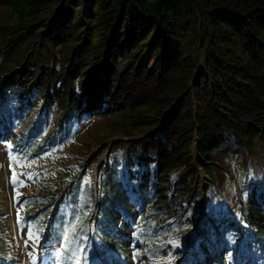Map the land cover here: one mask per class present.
<instances>
[{
  "label": "trees",
  "instance_id": "obj_1",
  "mask_svg": "<svg viewBox=\"0 0 264 264\" xmlns=\"http://www.w3.org/2000/svg\"><path fill=\"white\" fill-rule=\"evenodd\" d=\"M0 12V152L48 159L115 118L97 177L90 162L58 188L37 173L22 205L42 264H264V0H0ZM4 218L0 264H15Z\"/></svg>",
  "mask_w": 264,
  "mask_h": 264
},
{
  "label": "rangeland",
  "instance_id": "obj_2",
  "mask_svg": "<svg viewBox=\"0 0 264 264\" xmlns=\"http://www.w3.org/2000/svg\"><path fill=\"white\" fill-rule=\"evenodd\" d=\"M1 14V12H0ZM3 14V13H2ZM1 14V15H2ZM115 118H100L95 119L84 129L80 135V141L72 146L55 148L48 159L44 157L36 161H30L25 158H17L19 165L13 163L10 160L11 156H16L15 153L9 150H3L0 152V217L4 216V227L6 231L2 234V237L8 235L12 241V246H16L9 251V255L15 260V264H41L42 258L45 257L47 247L43 248L40 243V236L36 229L26 222L24 206L22 205L25 200L31 196L40 192L41 185L36 182L37 173H43L41 177L51 178V185L53 188L60 187L61 180H69L66 176V172L69 171V166L72 164L77 168L82 166L85 167L87 162H90L93 170L94 177L98 175L99 162H101L108 153L101 155L99 160L95 161V157L98 156L101 151L110 147L114 142L111 135L110 126L112 125ZM22 129H18L20 132ZM109 138V139H108ZM101 144V146H100ZM262 150V147H258V151ZM98 158V157H97ZM261 166L264 163V152L258 161ZM46 166V169H43ZM13 170L17 174L18 183L14 187L11 178ZM51 172L50 174H47ZM224 173L218 174L219 177L223 176ZM264 184V180H261ZM49 182V179L46 183ZM259 188V187H258ZM62 189V188H61ZM17 191L19 196L17 197ZM236 197H242L243 191L237 190ZM58 192L57 196L61 195ZM232 205H230V214L233 216L237 211L241 210L242 200L239 202L238 198ZM244 204L246 202H243ZM19 209V222L17 219ZM54 211V210H53ZM94 217H97L96 214ZM119 227L127 225L124 218L119 219ZM216 222L213 224L209 220H206L203 224V228L200 229L199 235L204 236V233L208 232L209 229L214 227ZM31 234V239L29 235ZM14 241V242H13ZM186 250L193 245L192 239H188L182 244ZM11 247V245L9 246ZM62 251V250H61ZM176 254H172L171 257L158 260L156 264H184L185 261H176ZM61 256L54 261L55 264L60 262ZM4 264H7L9 260H4ZM214 259H207L203 264H214ZM9 263V262H8ZM202 264V263H201Z\"/></svg>",
  "mask_w": 264,
  "mask_h": 264
},
{
  "label": "snow or ice",
  "instance_id": "obj_3",
  "mask_svg": "<svg viewBox=\"0 0 264 264\" xmlns=\"http://www.w3.org/2000/svg\"><path fill=\"white\" fill-rule=\"evenodd\" d=\"M10 160L15 163V164H18L19 165V161L17 159L16 156H11L10 157ZM11 182L13 184V186L15 187L18 183V180H17V174L15 173V171L13 170V175H12V178H11ZM19 196V192L17 191V197ZM17 219H18V222H19V209H18V216H17ZM73 231H75V229H73ZM29 238L31 239V234L29 235Z\"/></svg>",
  "mask_w": 264,
  "mask_h": 264
},
{
  "label": "clouds",
  "instance_id": "obj_4",
  "mask_svg": "<svg viewBox=\"0 0 264 264\" xmlns=\"http://www.w3.org/2000/svg\"><path fill=\"white\" fill-rule=\"evenodd\" d=\"M173 179H175L176 178V176H175V174L173 175V177H172Z\"/></svg>",
  "mask_w": 264,
  "mask_h": 264
}]
</instances>
